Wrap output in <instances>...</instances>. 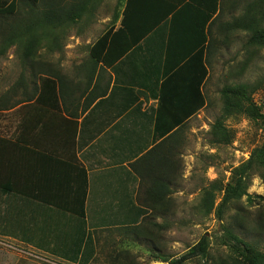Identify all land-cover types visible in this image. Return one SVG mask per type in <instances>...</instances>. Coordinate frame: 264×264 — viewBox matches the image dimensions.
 <instances>
[{
  "label": "crops",
  "instance_id": "crops-1",
  "mask_svg": "<svg viewBox=\"0 0 264 264\" xmlns=\"http://www.w3.org/2000/svg\"><path fill=\"white\" fill-rule=\"evenodd\" d=\"M115 1L103 33L79 45L26 47L0 21V242L23 253L93 260L106 232L145 233L184 195L186 126L169 131L206 107L198 62H179L206 7L185 0L125 50L177 0Z\"/></svg>",
  "mask_w": 264,
  "mask_h": 264
},
{
  "label": "rangeland",
  "instance_id": "rangeland-1",
  "mask_svg": "<svg viewBox=\"0 0 264 264\" xmlns=\"http://www.w3.org/2000/svg\"><path fill=\"white\" fill-rule=\"evenodd\" d=\"M3 1L9 3L10 0ZM256 1L223 0L217 24L225 25L241 17L247 6ZM115 6V0H39L37 3L22 0L17 2L14 15L0 21L9 29L18 27L19 37L26 47L35 43L64 47L93 42L107 27L116 11ZM47 11L54 12L55 19L60 18L61 24L30 27L31 21ZM73 13L81 15L75 23L68 20ZM214 38L204 88L207 105L182 132L184 195L174 197L175 209L158 216L157 227L146 224L141 228L145 233L138 230L139 234L128 236L116 230L106 232L104 243L87 264H170L184 256L188 248L203 237L208 241L206 256L181 264H238L239 258L226 236L228 233L264 254V182L257 172L250 175L249 199L243 197L228 204L221 220L216 218L214 211L208 214L207 209L201 208L204 191L211 190L213 183L225 187L233 169L244 163L264 142V120L250 119L236 110L224 117L222 96L225 87L248 85L254 91L250 95L251 102L264 115V47L250 45L249 34L243 30L226 31L223 28L215 31ZM61 54L64 55L63 50ZM80 55L79 47L71 48V59L78 60ZM217 121L226 129L228 142H213L211 127ZM212 194L215 209L222 194L214 190ZM149 221L155 223L153 218ZM0 264L74 263L33 256L23 253L15 244L0 242Z\"/></svg>",
  "mask_w": 264,
  "mask_h": 264
},
{
  "label": "trees",
  "instance_id": "trees-1",
  "mask_svg": "<svg viewBox=\"0 0 264 264\" xmlns=\"http://www.w3.org/2000/svg\"><path fill=\"white\" fill-rule=\"evenodd\" d=\"M22 0H10L9 3H5L3 0H0V17H10L16 13L17 2ZM33 3H37L39 0H25ZM128 0L126 5H129ZM185 0H177L175 6L162 16L156 23L151 25L149 28L144 30V32L135 34L130 40V44L126 47L125 50L139 43L146 34L152 30L153 26L158 24L163 18L167 17V14H170L176 6L182 4ZM194 2L197 0H193ZM264 1L258 0L252 5H248L244 14L234 19L232 22L225 25H218V16L220 15L221 6L223 0H202V4L206 7V13L201 12L199 17H202L199 27V34L195 31L192 32V39L190 41V46L185 52V55L179 59V62H182L186 58H189L191 61L198 62L201 70V76L199 79V84L203 88L204 82L208 77V65H209V56L211 49L213 48V43L215 41L214 33L223 28L226 31L233 30H243L249 34L248 43L254 46L264 47V27L262 23L264 22ZM120 4L118 3V6ZM81 17L79 13H73L68 17V20L75 23ZM126 14L124 12L123 20L121 21V27H126ZM115 19H113V22ZM53 23L61 24L60 18L55 19L54 12L47 11L40 18L34 19L31 21L30 27H42L47 28ZM112 30L106 32L101 38H99L90 49V58L93 61H97L99 50L102 49L103 45L108 43L109 39L121 38L124 35V31L119 29L116 33L112 34ZM112 41V40H111ZM118 43V42H117ZM127 43V42H126ZM125 51L121 50L118 54L121 56ZM248 85H236L232 87H225L222 90V96L224 100V117H228L232 114L233 110H236L240 113L245 114L250 119H263L264 115L255 107V105L250 100V95L254 92L250 90ZM237 97V99H233ZM206 97L205 94L201 93V108L206 106ZM190 115L184 117H179L173 124H170V131L176 127H182L187 125V120L190 119ZM211 132L214 137V143L220 144L222 142H228L229 137L227 135L226 129L222 124L217 121L212 127ZM253 172H257L260 179L264 182V142L261 147L256 148L249 155V158L242 163L237 168L233 169L230 177V182L225 186H217L216 183H213L211 190H205L202 197L201 208L207 209V213L210 214L214 211V215L218 220L222 219V214L224 208L234 202L239 201L243 197L249 199L247 194V189L250 183V175ZM212 190L222 194L221 201L219 205L214 209V200ZM204 209V210H205ZM228 240L232 243V250L234 254L238 256V264H264V254L257 251L254 247L248 243L243 242L237 237L227 234ZM208 249V241L206 238H201L195 245L188 248L187 253L182 256L177 261H172L170 264H181L187 260L196 257L206 256ZM67 262L74 264H87L88 260L85 259H68Z\"/></svg>",
  "mask_w": 264,
  "mask_h": 264
}]
</instances>
